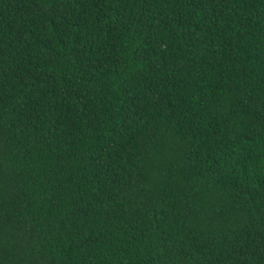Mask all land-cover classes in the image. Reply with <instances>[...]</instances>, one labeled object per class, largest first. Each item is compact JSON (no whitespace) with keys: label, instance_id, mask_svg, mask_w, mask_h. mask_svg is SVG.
I'll list each match as a JSON object with an SVG mask.
<instances>
[{"label":"trees","instance_id":"obj_1","mask_svg":"<svg viewBox=\"0 0 264 264\" xmlns=\"http://www.w3.org/2000/svg\"><path fill=\"white\" fill-rule=\"evenodd\" d=\"M0 264H264V0H0Z\"/></svg>","mask_w":264,"mask_h":264}]
</instances>
